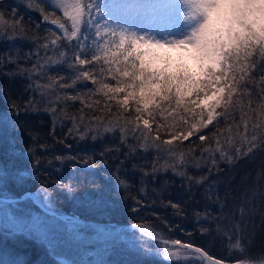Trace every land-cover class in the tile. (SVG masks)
I'll list each match as a JSON object with an SVG mask.
<instances>
[{
  "label": "trees",
  "instance_id": "obj_1",
  "mask_svg": "<svg viewBox=\"0 0 264 264\" xmlns=\"http://www.w3.org/2000/svg\"><path fill=\"white\" fill-rule=\"evenodd\" d=\"M3 9L5 12L8 11L6 8ZM6 16L8 17L9 13ZM21 24L22 26L27 25L25 22ZM28 28H31V26ZM8 38H11V36L8 35ZM8 38L7 35L3 36V41L5 43L9 42L10 39ZM5 43L0 44V86L5 88L4 94H0V112H9L12 126L10 125V130L0 131L1 195H21L28 190L38 191L42 189V186L51 182L53 185L49 190L55 199V209L61 212L103 221L137 222L152 233L201 245L209 253L220 258L231 261L242 260L250 264H256L257 261L264 264V260L261 261L264 254L262 252L264 250V200L261 201V213L256 214L254 218L252 217L253 214L245 215L250 220L253 218L255 224L247 228L246 226L239 228L234 222L235 219H241L239 212L235 209L236 202L242 204L245 200H249L248 196L252 194L253 173L256 172L253 166L254 160L250 159L244 163V167L248 166L249 161L253 169L248 166L240 175H230L229 172H232L225 167L226 165L223 166L222 164V171L217 174L215 180H212L213 185L217 184L215 188L209 182H203L201 179L202 173L207 172L206 168H201L199 171L191 170L186 173V177H183V174H178L174 169L163 172V170L156 168L158 167V163H155L157 153L153 150L150 151V149L143 152L142 147L137 148L138 153L132 151V147L127 145L129 138L125 143L120 142L121 133L119 131L114 134H105L103 137L99 133H93L97 136L95 141L91 137L83 141L69 138L60 143L59 141L67 135V129L71 127V120L56 121L53 134L50 132L53 128L51 114L46 113L44 109L56 105L59 110L65 107V103L56 101V96L52 94L41 97L40 87L37 85L36 80L38 83L43 81L38 76L35 75L33 76L34 79H31L30 76V78H22L18 75L14 68L16 62L11 59L14 52L10 49L6 50L4 48ZM128 47H131V44ZM238 52L239 49L233 46L220 73L212 75L214 76L213 79L209 78L203 81L210 90H213L211 86H224L226 88L225 99L228 98L227 93L230 91V87L237 88L236 94L232 97L233 107L229 109L230 111H235L238 107V102L235 103L234 101L240 99L241 83L246 81L241 79V77H245V68L241 64L243 60L241 56H238ZM141 53L140 51L136 52L139 57L129 54L128 58L136 64L142 65L146 54L142 55ZM259 54L257 52L255 57L248 59L247 62L250 65L253 62L258 63ZM5 73H11V75H5ZM252 75H257L254 69ZM262 75H264V72ZM262 78L264 77L258 78L256 76L254 82L261 81ZM247 82L248 84L251 83ZM255 85L259 87L256 83ZM32 99L38 101L36 105L38 111L24 113L22 106ZM46 100L48 103L45 102ZM10 101L21 106L18 110L19 115L13 111ZM79 108V102H68V112L70 114L75 113L79 116ZM84 112L85 121L91 120L93 124L97 121L92 117L101 115L97 109L85 108ZM1 116L3 115L0 114V118ZM157 119L163 122V117H157ZM168 119L171 121L172 117ZM244 121L248 126L257 125V131H264V110L246 112L243 115L240 111H237L235 120L230 121L232 131L236 127L238 131H242ZM61 123H63V127L60 126ZM189 126L185 125L183 121H179V127L175 131H184ZM246 130H249V128H246ZM30 133L35 134L37 137L35 143L30 138ZM125 135L129 137L127 133ZM213 140L215 141L214 138L210 137L206 143L198 141L195 143L187 141L180 143L177 141L175 145L182 150L192 152L197 151L201 146L207 145ZM29 145L35 149L36 158L41 161H51V163H46L37 169L34 159L29 153ZM106 147L119 148V151L107 153V166L88 168L82 165L81 161L74 162L69 159L71 156H79L81 159L92 157L99 164L100 153ZM256 153L259 156H264V146ZM247 155L250 158V152ZM55 156H62L64 158L63 163L54 160ZM252 158H255V156ZM262 167L264 168V163ZM247 171H250V177H253L252 181L244 179ZM113 173H117L118 179L124 180L127 187H117L118 181L112 175ZM262 173L264 178V170ZM220 176L223 181H221ZM57 181L64 183L72 181L76 187L69 192L56 187L54 184ZM169 202L174 203L176 207L170 206ZM219 218L231 219V223L233 222L231 225L233 226H229V229L218 228L216 226L218 221L216 220ZM126 233L136 236V242L144 240L147 243H153L146 236L140 237V234L135 230L122 231L119 235H116L121 238L114 245L118 250L111 252L115 264H167L159 257L160 255L155 254L157 252H153L154 249L150 251L145 248L148 244H138L136 248H139L140 251H125L124 246L127 243L123 241L121 236ZM239 236H242L243 245H245L241 250H234L230 246L226 247L225 241L227 239L233 241ZM10 237L2 240L3 243L0 244V249L2 248V252L10 250V255H17L15 253L16 243ZM23 240L27 244L31 243L27 239ZM213 240L219 246H211L210 243ZM32 245L35 249L33 246L30 249L33 255L37 256L35 250L38 247ZM168 246L176 250L173 246ZM156 247L162 250L163 243L156 244ZM186 251L191 256H200L204 261L202 255L198 252L189 249Z\"/></svg>",
  "mask_w": 264,
  "mask_h": 264
},
{
  "label": "snow or ice",
  "instance_id": "obj_2",
  "mask_svg": "<svg viewBox=\"0 0 264 264\" xmlns=\"http://www.w3.org/2000/svg\"><path fill=\"white\" fill-rule=\"evenodd\" d=\"M3 3L4 0H0V5ZM185 3L192 8L197 4L195 0H185ZM208 3L215 5L212 7L214 11L211 13L204 11L207 13V19L199 23L201 30L209 25L213 29L240 28L241 20L245 24L255 26L259 21L255 18V13L249 9L258 5L264 6V0H208ZM94 8L92 0H37L36 10L49 27L45 28L48 35L43 37L37 35L41 43L35 50L36 54H40V47L45 50V65L49 67L50 72L60 68L67 70V75H62L59 71L55 75H50L49 83L46 85L50 90H55L58 86L62 93H58L55 99L65 103V107L59 110L56 105L44 109L46 113L51 114L53 120V128L50 132L54 134L56 121L71 120V127L67 129V135L59 141L60 143L69 138L83 141L91 137L95 141L97 136L93 133H99L103 137L116 131L121 133L120 142L125 143L129 138L125 133L130 131L133 139L136 138L137 133L143 138L144 144L140 146L145 151L148 150L145 145L149 140L152 147L159 148L173 146L177 141L206 143L211 137L219 147L221 138L232 132L230 121L235 120L237 111L243 115L246 112L264 110V78L259 87L255 83L252 84V88L256 89L255 102L252 99L253 92L245 81V91L241 93L238 107L235 111H230L229 109L233 107L232 97L236 94L237 88L230 87L227 99H224L223 89L219 95H213L210 88L201 82L204 79L196 75L198 54L191 48L180 47L181 44L187 45L186 41L182 40L179 44L170 47L159 45L158 54L146 55L142 65L136 64L125 55V49L120 44L121 38L127 40L125 33L116 34L100 26L95 31L98 42L94 47H86L88 39L85 35L86 29L90 25L93 28L98 25V22L92 19ZM11 18L16 17L11 16ZM36 27L39 31V25ZM137 46H141L139 41ZM247 47L250 49L246 53L247 57H254L259 50L261 55L259 63L264 64L261 42L257 41L255 47L252 45ZM257 66V62L251 64L253 69ZM143 69L167 72L169 80L162 88L161 83H154L151 78H146ZM33 71L38 70L34 68ZM181 72L184 73L183 79L179 78ZM241 79L243 80L244 77ZM4 91L5 88L0 86V94H4ZM40 95L43 97L45 94L41 92ZM45 102L48 103L47 100ZM68 102L80 103L79 116L68 112ZM10 103L13 111L19 115L18 110L21 106L13 101ZM37 103L36 99H32L23 105L24 113L38 111ZM85 108L97 109L101 113L100 116L92 117L97 121L96 123L93 124L91 120L85 121ZM157 117H163V122ZM169 117H172L171 121ZM179 121L190 126L172 135V132L179 127ZM60 126L63 127V123ZM30 138L33 143L37 140L35 134L30 133ZM28 150L37 169L46 163H51L36 158V151L31 145L28 146ZM111 151H119V148L106 147L100 153L99 164L92 157L81 159L79 156H71L69 159L74 162L81 161L82 165L88 168H97L107 166V153ZM53 159L61 164L64 160L62 156H55ZM73 167L75 168V165ZM112 175L120 185L127 187L124 180L118 179L117 173ZM51 185L53 184L49 182L42 186V191L45 194L51 192L49 190ZM54 185L69 192L76 187L72 181L67 183L57 181ZM169 204L176 207L172 202ZM135 227L140 237H143V230L139 226ZM149 239L153 243L145 248L152 251L160 242L154 237ZM141 243L145 245L146 242L141 240ZM170 243L176 248L175 251L169 249V241H163L161 258L167 264H187L192 259L186 251L193 248L191 242L172 240ZM195 250L202 251V249Z\"/></svg>",
  "mask_w": 264,
  "mask_h": 264
},
{
  "label": "rangeland",
  "instance_id": "obj_3",
  "mask_svg": "<svg viewBox=\"0 0 264 264\" xmlns=\"http://www.w3.org/2000/svg\"><path fill=\"white\" fill-rule=\"evenodd\" d=\"M151 1L154 2L156 0ZM92 2L95 5L92 12V19L93 21H97L98 25L95 28L90 25L86 29L85 35L88 38L86 47H94L95 43L98 42V38L95 37V31L100 28V26L108 29L105 25L107 24L106 20L108 16H105L104 11H106V3L110 2V0H92ZM195 2L199 3L200 0H195ZM36 4L37 0H4V3L0 5V44L5 43V41H3V36L7 35L8 38V35H10L11 38H8L10 41L5 43L4 48L14 52L11 59L16 62L14 64L16 73L22 78L31 77V79H34L33 76H38L39 79L43 81L38 83L36 80L37 85L40 87V91L45 95L52 94L57 96L58 93H62V90H60L58 86L55 90H50L46 87L49 83V76L55 75L57 71L62 75H67V70L60 68L53 69L52 72H50L49 67L45 65V50L40 47V54H36L35 50L41 43V41L37 39V35L40 37L48 35L45 28L49 27V25H46L41 19L40 13L36 10ZM130 4L131 2H127V5ZM138 4L140 5L141 3ZM209 6L215 7V5L212 4ZM3 8H6L8 11L5 12ZM191 11L192 7L185 3V0L168 1L163 7L158 8L157 13L155 9L151 10L150 6H143V4L142 6L131 7L122 4L121 10L118 13L120 22L118 26H120V29L116 32L113 30V32L116 34H126L127 40L121 38L120 44L125 49V55L127 57L129 54L135 56L137 51L142 52V55H157L159 45L170 47L179 44L182 40L186 41L187 45L196 43V35L199 29L195 23L190 22L189 14ZM7 13H9L8 17L6 16ZM11 16H15L16 18L12 19ZM255 18L259 21L255 26L245 24L243 20L240 21V28L245 35L235 43L222 48L220 52L219 68L214 73H220L228 53L233 46L237 47V49H239L238 56H241L243 60L241 64L245 68L244 79L251 82L248 86L253 92L252 97L254 102L257 98L255 94L256 89L252 88V84L256 83L260 86L261 81L254 82V79L256 76L258 78L261 76L264 77V75H262L264 72V64L259 63L261 60V55L259 54L260 59L257 63L258 66L254 69L257 75H252L253 68H251V65L247 62L250 58L244 54L250 50L247 47V45L251 43L249 42L250 37L258 36L261 44L264 45V13L255 15ZM206 19L207 13L204 12L201 22ZM22 22H25L27 25H24L25 27L22 26ZM37 25H39V31L36 27ZM29 26H31V28H28ZM229 31H231V28ZM137 41H139L141 46H137ZM129 44H131V47H128ZM184 46L183 44L180 45L182 48ZM257 52L260 53L259 50H257ZM139 55L136 56L139 57ZM34 68L38 71H33ZM143 70L146 73V78H151L154 83H161L162 87H164L165 83L169 80V74L167 72L151 71L148 69ZM211 76L206 78V80L209 78L213 79L214 76ZM179 78H184L183 72L179 73ZM204 80L201 82L203 83ZM241 87L242 93L245 91L244 83H241ZM211 88L213 89L211 90L213 95H219L221 89H223L225 99L226 88L224 86H211ZM239 100L234 102L237 103ZM0 114L3 115L0 118V131L10 130L12 124L9 112H0ZM244 123L242 131H238L236 127L230 134L222 137L219 147L214 140L207 145L201 146L197 151L192 152L182 150L177 145L161 146L159 148L152 147L151 140L145 145L150 151L153 150L157 153L155 163H158V167L156 168L163 170V172L174 169L178 174H183V177H186V173L191 170L199 171L201 168H206L207 172L202 173L201 179L203 182H209V184H212V180L217 178V174L222 171L225 165V167L229 168V171L232 172H229L230 175L243 174L248 166L251 169H253L254 166L256 172L253 173L254 184L252 187V194L248 196L250 199L245 200L242 204H237V202L235 204V209L239 212L241 219H235L234 222L239 228L241 226H246L247 228L256 223L253 218L259 212L261 213V201L263 202L264 200L262 199L264 197V178L262 176L264 170L262 167L264 156H259V154L256 153V151L264 146V131H257V125L248 126L246 121H244ZM246 128H249V130H246ZM179 132L174 131L172 135H176ZM127 134L130 139L127 145L132 147V151L138 153L139 150H137V148L141 147V144H144L143 138L139 133L136 134L135 139L132 138L130 131ZM142 151L147 152L149 150L145 151L142 147ZM248 152L251 154L249 155L250 158H248ZM254 156L255 158H252ZM250 159H252V161L254 160V165L252 166L248 161V166L244 167V163ZM250 175V171H247L244 175V179L252 181L253 177H250ZM117 177H119L118 174ZM220 179L223 181L221 176ZM116 186L119 188L125 187L124 185H120L119 182ZM213 186L216 188L217 184ZM37 197L47 206L54 209L56 208L55 199L50 192L45 194L42 189H40L37 191ZM247 214H253L252 220L245 216ZM216 221H218V225H216L218 228L224 227L222 229H229V226H233L231 225L233 224V222L231 223V219L219 218ZM106 225L107 226L104 228L109 230L113 229V225ZM120 233L121 231L104 235L88 225L86 226L76 221L63 220L45 212L35 205L30 198L14 202H5L3 199H0V244L3 243L2 240L11 236L10 238L16 243L15 253H17V255H10V250L2 252L1 248L0 264H115L111 252L118 250L114 245L121 239L116 236ZM121 237H123V241L127 243V245L124 246L125 251H140L139 248L136 247L138 244L141 245L142 243L140 241L136 242V236L126 233ZM23 239H27L38 247V249L35 250L38 254L37 256H34L30 249L33 245L31 243L27 244ZM146 244L151 243L146 242L145 245ZM225 244L226 247L230 246V248H234V250H241L242 247L245 246L243 245L242 236H239L233 241L227 239ZM210 245L219 246L214 240ZM171 248L172 247L169 248L171 251H175ZM154 252H157L155 254L161 257L163 248L159 250L158 247L155 246ZM262 252H264V250ZM191 257L192 259H190L187 264H206L198 255ZM261 258L262 260H260L263 261L264 254ZM256 264L261 263L256 261Z\"/></svg>",
  "mask_w": 264,
  "mask_h": 264
},
{
  "label": "clouds",
  "instance_id": "obj_4",
  "mask_svg": "<svg viewBox=\"0 0 264 264\" xmlns=\"http://www.w3.org/2000/svg\"><path fill=\"white\" fill-rule=\"evenodd\" d=\"M208 0H200L190 12V22L195 23L199 29L196 35V43L193 45H185L186 48H191L198 54V71L196 75L200 79H206L211 75H214L215 71L219 68L220 52L224 46L231 45L238 41L245 35L243 30L239 27L229 29H213L211 25L203 28H199V23L205 10L209 13L214 9L209 6ZM257 7H260L259 5ZM253 47L260 38H249ZM210 42V43H207ZM261 42V41H260ZM261 51H264V45L261 44Z\"/></svg>",
  "mask_w": 264,
  "mask_h": 264
},
{
  "label": "water",
  "instance_id": "obj_5",
  "mask_svg": "<svg viewBox=\"0 0 264 264\" xmlns=\"http://www.w3.org/2000/svg\"><path fill=\"white\" fill-rule=\"evenodd\" d=\"M26 197H30L36 205H38L41 209H43L45 212H47V213H49L51 215L57 216V217H59L61 219H64V220H73V221H78V222H81V223L89 224V225L93 226L94 228L98 229L99 231H102L103 233H115V232H118L121 229H125V228H130V229L137 230L135 226H139V228L143 230L144 235L147 236L148 238L149 237H154L155 240L160 241V242H163L164 240H167V241H169L170 245H171L170 242L172 240H177V239H173V238H169V237H163V236H160V235L153 234V233L145 230L143 227H141L137 223L111 222V224H113L115 227L112 230H110V231H103L101 229V224H104L103 221L82 217V216H79V215H76V214H73V213H61V212H58V211L48 207L42 201H40L37 198V192L36 191L29 190V191L23 193L20 196L0 195V198L5 200V201H17V200H22V199H24ZM178 241H181V240H178ZM181 242H188V241H181ZM192 245H193V248L190 249V250L196 251L195 249H202V251H196V252H199L200 254H202L206 258L207 263H210V264H245L243 262H235V261H229V260H225V259L219 258V257H217L215 255L210 254L208 251H206L200 245H197L195 243H192ZM177 246H179V245H177Z\"/></svg>",
  "mask_w": 264,
  "mask_h": 264
},
{
  "label": "bare ground",
  "instance_id": "obj_6",
  "mask_svg": "<svg viewBox=\"0 0 264 264\" xmlns=\"http://www.w3.org/2000/svg\"><path fill=\"white\" fill-rule=\"evenodd\" d=\"M249 11L255 13V15H259L261 13H264V6L251 8V9H249Z\"/></svg>",
  "mask_w": 264,
  "mask_h": 264
}]
</instances>
